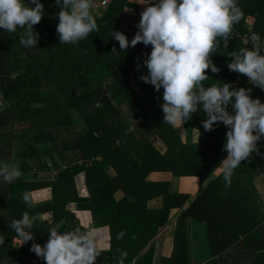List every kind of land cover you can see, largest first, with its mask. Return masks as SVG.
Returning <instances> with one entry per match:
<instances>
[{"label": "trees", "instance_id": "obj_1", "mask_svg": "<svg viewBox=\"0 0 264 264\" xmlns=\"http://www.w3.org/2000/svg\"><path fill=\"white\" fill-rule=\"evenodd\" d=\"M39 2L44 6V15L33 26L39 39L32 48L19 43L24 29L18 28L14 33L0 29V91L10 102L0 113V159L17 158L22 173L11 183L0 177V235L4 236L0 258L8 264H35L38 256L29 250L31 246L36 243L43 247L49 228L57 225L59 232L76 228L83 232L85 228L74 211L88 209L94 226H109L111 236L110 249H101L95 264H117L118 250L127 253L124 264H152L153 247L141 252L165 224L168 211H161L157 221L150 219L154 211L145 207L149 196L136 177L142 173L144 179L157 167L151 165L148 157L159 152L151 150L147 142L138 143L135 133L127 131L129 125L117 119L123 114L120 106H127L131 118H142L152 127L159 121L158 112L162 111L155 104L151 106L153 99L149 97L155 87L140 79L148 73L144 61L152 46L139 42L122 50L111 35L112 31H119L131 41L138 31H122L121 14L124 8L138 5L130 0H111L103 15L94 16L99 31L73 45L61 43L56 31L57 14L63 5H57L55 0ZM24 3L35 6L29 0ZM239 7L240 21L226 40L217 38L219 45L210 54L212 64L220 70L214 73L206 69L208 78L202 85L207 88L228 83L236 90L252 88V98L264 101V91L249 84L246 75L228 68L232 53L253 48L237 35L248 31L247 24L264 40V0H239ZM260 54L264 55V48ZM219 77L222 82L217 80ZM137 86L145 99L140 97ZM15 125L26 129L18 137L17 146ZM136 154L141 160L139 165L133 161ZM109 167L117 171L115 176L110 175ZM53 169L54 178L39 176L40 172ZM82 175L87 193L79 189ZM136 187L143 194H138ZM119 189L124 195L117 199ZM24 192L32 194L33 206L22 200ZM25 211L39 220L30 228L33 239L18 246L11 222L20 219ZM121 230L125 234L117 239ZM242 234L246 238L243 245L254 264H264V223ZM183 250L178 234L172 256L163 258L161 264H187Z\"/></svg>", "mask_w": 264, "mask_h": 264}, {"label": "clouds", "instance_id": "obj_2", "mask_svg": "<svg viewBox=\"0 0 264 264\" xmlns=\"http://www.w3.org/2000/svg\"><path fill=\"white\" fill-rule=\"evenodd\" d=\"M29 2L35 6H25L24 0H0V29L8 33L24 29L19 43L25 48H32L39 39V33L33 34V26L44 15V6L39 0ZM55 3L63 5L57 14L59 22L56 26L61 43L75 45L87 39L90 33L99 31L93 15V0H55ZM137 3L147 7L140 14L139 31L131 41L119 31H112L111 35L122 50L139 42L152 46L144 61L148 73L140 79L152 84L157 92L163 87L161 107L165 123L181 126L191 119L200 104L207 115L202 121L205 131H212L218 122L229 127L224 145L228 155L220 166L224 180L230 184L241 161L247 160L253 152L264 157L257 147V142L264 137V103L259 98H252V88L236 90L228 83L204 88L202 82L208 78L206 69L214 73L220 70L212 64L210 54L219 45L217 38L226 40L240 21L239 0H158L155 3L137 0ZM249 40L253 48H241L232 53L233 61L228 68L246 75L254 86L264 91V55L260 54L264 40L256 32L245 43ZM229 104L234 114L227 110ZM21 174L18 165L0 166V177L4 182L11 183ZM22 200L31 207L28 192L22 194ZM36 220H39L38 216H30L25 211L20 219L11 222L20 245L33 239L32 233L25 229L32 228ZM58 228V225L49 228V238L43 247L34 243L29 250L43 257L46 264H95L101 249L93 233H82L80 228L59 232ZM124 234L121 230L116 238L121 239ZM3 245L4 236L0 235V246ZM118 251L117 264H124L127 253ZM0 264H8V261L0 258Z\"/></svg>", "mask_w": 264, "mask_h": 264}, {"label": "crops", "instance_id": "obj_3", "mask_svg": "<svg viewBox=\"0 0 264 264\" xmlns=\"http://www.w3.org/2000/svg\"><path fill=\"white\" fill-rule=\"evenodd\" d=\"M130 1L138 8H124L120 29L135 33L139 31L140 14L147 5L137 3V0ZM105 10L97 16L103 15ZM93 11L96 16L97 8ZM217 80L223 81L221 77ZM247 82L252 84L248 77ZM136 89L145 99L142 89L139 86ZM163 91V87L159 92L155 89L150 91L151 106L155 104L162 111L158 112L159 121L154 127L142 118H131L127 106H120L123 114L117 118L124 125H129L127 131L135 133L138 143L147 142L151 150L159 152L148 157L151 165L157 167L144 179L142 173H137L136 179L149 196L145 207L154 211L150 219H161V211L166 210L167 220L141 254L153 247L152 264H161L163 258L172 256L175 238L179 234L186 250L182 252H185L183 257L187 264H254L250 251L243 245L246 238L242 233L264 223V157L255 152L250 154L234 170L231 183H226L220 164L228 155L224 145L229 127L218 122L212 131H205L202 121L207 119V115L200 104L191 114V119L181 126L165 123L161 107ZM229 109L234 114L231 105ZM129 119L133 120L129 122ZM120 142L118 139L117 143ZM257 147L264 154V137L257 142ZM134 160L138 165L141 162L137 154ZM108 171L112 176L117 173L112 167ZM81 179L79 189L87 193L85 177L82 175ZM136 192L143 194L137 187ZM123 195L122 189L116 192L117 199ZM31 200L33 206L35 201ZM74 212L85 228L82 233H93L100 249H110L109 226L95 227L91 210ZM25 230L30 232V229ZM14 242L18 246L24 245L16 239ZM44 261L43 257H38L35 264H44Z\"/></svg>", "mask_w": 264, "mask_h": 264}, {"label": "rangeland", "instance_id": "obj_4", "mask_svg": "<svg viewBox=\"0 0 264 264\" xmlns=\"http://www.w3.org/2000/svg\"><path fill=\"white\" fill-rule=\"evenodd\" d=\"M109 3L110 2H108L107 4H105L104 2H103V0H93V9L96 7L97 8V11H96V16L97 15H100L101 13H102V11H103V9L104 8H108L109 7ZM93 12H95V11H93ZM34 33H36V31L34 30L33 31ZM23 95V92H21L20 93V97ZM14 133H15V140H14V145L15 146H17V143H18V137L21 135V134H23L24 132H25V128L23 127V126H21V125H15L14 126ZM2 148V150L3 151H5V147L4 146H2L1 147ZM14 148H16V147H14ZM13 164H15V165H18L19 166V164H20V161L17 159V158H14V157H9V158H7V159H5V160H2V159H0V166H4V165H8V166H11V165H13ZM55 169V168H54ZM53 169V171H49V172H40L39 173V176L40 177H42V176H47V177H55V175H56V171ZM31 197H32V194L30 195ZM32 201V200H31ZM32 203V202H31Z\"/></svg>", "mask_w": 264, "mask_h": 264}, {"label": "built area", "instance_id": "obj_5", "mask_svg": "<svg viewBox=\"0 0 264 264\" xmlns=\"http://www.w3.org/2000/svg\"><path fill=\"white\" fill-rule=\"evenodd\" d=\"M153 1H155V0H153ZM103 2L105 4H107L109 1L108 0H103ZM247 28H248V31L246 33H244L243 35H241L240 33H238L237 35L239 37H241L242 42L244 44H252L251 40H249L247 43H245V40L253 33L252 32V26L250 24H247ZM262 50H263V48H262ZM9 106H10L9 100H7L5 94L0 91V113L3 112V111H5ZM49 221L52 222V215H50ZM47 240H46V242H47Z\"/></svg>", "mask_w": 264, "mask_h": 264}]
</instances>
